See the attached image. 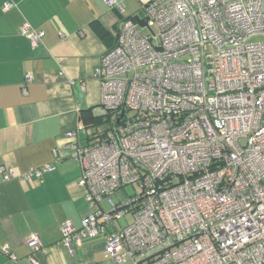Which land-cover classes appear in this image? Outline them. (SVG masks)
Instances as JSON below:
<instances>
[{
  "label": "built area",
  "instance_id": "built-area-1",
  "mask_svg": "<svg viewBox=\"0 0 264 264\" xmlns=\"http://www.w3.org/2000/svg\"><path fill=\"white\" fill-rule=\"evenodd\" d=\"M137 1L146 26L120 19L95 71L108 127L66 133L90 212L79 227L64 221L58 244L72 253L102 234L107 264H264V0ZM20 33L32 45L42 35L28 23ZM51 169L0 167V182ZM26 244L38 264L45 247L36 234Z\"/></svg>",
  "mask_w": 264,
  "mask_h": 264
},
{
  "label": "crops",
  "instance_id": "crops-1",
  "mask_svg": "<svg viewBox=\"0 0 264 264\" xmlns=\"http://www.w3.org/2000/svg\"><path fill=\"white\" fill-rule=\"evenodd\" d=\"M5 1L12 7L4 10ZM116 1L121 13L104 0H0V167L19 174L52 165L41 179L0 182V264H9L4 245L28 264L30 234L46 249L34 253L38 264H107L102 234L82 238L72 253L58 242L64 221L79 227L90 212L66 133L91 123L101 56L114 44L119 20L141 14L137 0ZM24 23L42 32L38 44L21 35ZM54 152L61 159L54 161Z\"/></svg>",
  "mask_w": 264,
  "mask_h": 264
},
{
  "label": "rangeland",
  "instance_id": "rangeland-1",
  "mask_svg": "<svg viewBox=\"0 0 264 264\" xmlns=\"http://www.w3.org/2000/svg\"><path fill=\"white\" fill-rule=\"evenodd\" d=\"M153 29H154V31H156V27H154ZM142 32L146 33V30L142 29ZM259 40H261L260 37H256V38L252 39V41H259ZM108 125H109V123H107L105 121H101V122H98V123L90 126L89 131L90 132H102L103 130H105L108 127ZM123 191L126 194V196H131L132 194H134V192L136 190L132 185H126L123 188ZM102 205L105 208H109V205H108L107 201H105V200L102 202ZM131 218H132V214L128 213L125 217H122V219L117 221V225L119 227H125L131 221Z\"/></svg>",
  "mask_w": 264,
  "mask_h": 264
},
{
  "label": "trees",
  "instance_id": "trees-1",
  "mask_svg": "<svg viewBox=\"0 0 264 264\" xmlns=\"http://www.w3.org/2000/svg\"><path fill=\"white\" fill-rule=\"evenodd\" d=\"M109 115H106V116H99V115H93L91 117V123L89 124V126H85L84 128H89L90 126L98 123V122H101V121H105V122H109Z\"/></svg>",
  "mask_w": 264,
  "mask_h": 264
},
{
  "label": "water",
  "instance_id": "water-1",
  "mask_svg": "<svg viewBox=\"0 0 264 264\" xmlns=\"http://www.w3.org/2000/svg\"><path fill=\"white\" fill-rule=\"evenodd\" d=\"M133 19L136 21V23L140 26V27H145L146 26V18H141L138 14L133 16Z\"/></svg>",
  "mask_w": 264,
  "mask_h": 264
}]
</instances>
